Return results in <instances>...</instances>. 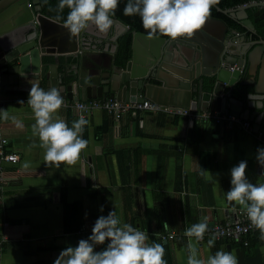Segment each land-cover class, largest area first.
<instances>
[{
	"label": "crops",
	"instance_id": "1",
	"mask_svg": "<svg viewBox=\"0 0 264 264\" xmlns=\"http://www.w3.org/2000/svg\"><path fill=\"white\" fill-rule=\"evenodd\" d=\"M249 13L252 17L253 10ZM234 37L244 42L246 50L256 46L251 44L247 30ZM253 38L258 39L256 35ZM144 47L141 42V48L146 50ZM131 54L132 42L129 57ZM253 58L260 60V53ZM76 61L73 55L60 57L57 79ZM257 78L250 73L244 77ZM31 85L41 87L31 82L23 84L20 91L0 93V108L8 113L7 118H1L2 132L9 140V149L20 157L17 164L6 169L0 197V206L6 207L9 220L3 228L6 240L0 264H53L63 248L87 238L96 218L110 210H115L122 222L145 232L146 244H163L166 264H187L189 242L197 248L200 259L206 260L220 249L230 250L238 264H264L260 232L248 237V245L213 237L178 241L163 239L161 235L186 229L202 218L208 225L225 222L242 208L225 198L230 187L229 170L246 160L248 179L264 182V170L255 159L257 147L264 145V116L260 128H255V120L244 119L252 123L249 132L236 123L217 122L214 118L192 120L188 115L163 110L132 111L114 119L98 108L85 115L88 124L81 135L87 146L74 162H62L57 167L44 160L45 149L40 146L39 137L33 135L35 117L26 103ZM41 88L46 90L45 86ZM108 96L115 95L112 92ZM90 100L102 98L84 101ZM63 101L54 118L71 127L80 118L76 107L79 100L63 97ZM13 118L21 121L23 127H17ZM107 123L101 136L96 134V128ZM101 205L103 212L99 210ZM79 220L83 226L78 230H65V223Z\"/></svg>",
	"mask_w": 264,
	"mask_h": 264
},
{
	"label": "water",
	"instance_id": "2",
	"mask_svg": "<svg viewBox=\"0 0 264 264\" xmlns=\"http://www.w3.org/2000/svg\"><path fill=\"white\" fill-rule=\"evenodd\" d=\"M215 6L236 19L256 46L246 50L244 42L234 37L240 33L237 28L209 15L190 38L171 40L133 30L131 57L119 62V39L131 27L118 18L112 17L107 32L89 23L71 35L62 21L41 11L39 0H0V93L20 91L23 84L31 82L46 90L58 87L62 97L76 101L104 99L113 92L125 102L149 99L164 106L230 113L253 119L255 128H260L264 36L257 23L264 19V0L226 9ZM249 9H253L252 17ZM108 35L113 44L105 43L102 48V39ZM256 53L261 55L260 64L254 61ZM70 55L76 56V64L64 69L57 79L59 58ZM247 73L258 78L244 79Z\"/></svg>",
	"mask_w": 264,
	"mask_h": 264
},
{
	"label": "clouds",
	"instance_id": "3",
	"mask_svg": "<svg viewBox=\"0 0 264 264\" xmlns=\"http://www.w3.org/2000/svg\"><path fill=\"white\" fill-rule=\"evenodd\" d=\"M119 3L120 0H58L57 8L60 11L68 8L63 25L71 35L80 33L89 23L103 33L113 24L112 17ZM216 3L218 0H127L123 14L138 15L148 36H167L175 40L190 38L201 29ZM63 102L58 87L45 90L37 85H31L26 100L35 117L33 135L39 137L40 146L45 149L44 160L57 167L62 162H74L88 143L81 135L88 124L83 115L73 121L71 127L64 120L54 118ZM7 116V111L0 108V118ZM13 120L17 127H23L21 121ZM255 159L264 170V146L257 147ZM246 168V160L230 168V187L225 191V198L242 206L251 224L259 229L260 239L264 240V182H251ZM99 210L103 212V205ZM208 228L206 218H202L186 228L185 235L199 241ZM147 239L145 232L122 222L115 210H110L107 215L96 218L87 238L63 248L53 264H166L163 244H146ZM208 243L211 245L212 241ZM188 248L187 264H238L230 250L218 249L204 260L198 258L197 248L191 242Z\"/></svg>",
	"mask_w": 264,
	"mask_h": 264
},
{
	"label": "built area",
	"instance_id": "4",
	"mask_svg": "<svg viewBox=\"0 0 264 264\" xmlns=\"http://www.w3.org/2000/svg\"><path fill=\"white\" fill-rule=\"evenodd\" d=\"M3 74L2 66L0 65V83ZM2 101L0 99V107ZM66 105V104H65ZM76 107L80 111V116L91 113L93 110L102 108L114 119H119L124 113L136 112L139 110H163L165 112H172L179 115H188L190 119H210L214 118L217 122H232L241 125L244 129L251 132L252 123L249 120H244L241 117H237L232 114H226L221 112L204 111L203 113L194 112L190 109H185L182 107L172 108L170 106H164L160 104H155L151 100H145L143 102H125L118 99L116 96H107L102 100H90L88 102L80 100L76 102ZM9 140L2 132V119L0 118V188L1 184L5 179L6 167L9 164L17 163L19 161V156L15 152L9 149ZM264 146V145H263ZM7 225L6 221L0 220V226ZM260 232L259 229L254 227L247 217L246 211L243 208H239L235 211L234 216L230 220L225 222H219L209 225L208 230L204 233L203 241L207 237H213L218 241H234L240 242L244 245L249 244V236ZM163 239L172 240H190L193 237H188L185 235V229L182 230H171L164 234H161ZM6 240L5 234L0 231V253L2 251V246Z\"/></svg>",
	"mask_w": 264,
	"mask_h": 264
},
{
	"label": "trees",
	"instance_id": "5",
	"mask_svg": "<svg viewBox=\"0 0 264 264\" xmlns=\"http://www.w3.org/2000/svg\"><path fill=\"white\" fill-rule=\"evenodd\" d=\"M250 1L252 0H218V3H216V5H218L219 7L223 9H226V8L237 7L238 5H241L243 3H248ZM126 2L127 0H120V3L113 14V17L118 18L119 20H121L127 25H130L131 27L129 32H127L125 35H123L119 39V47H118V52H117V60L119 62H125L130 56L132 31L136 30V31L147 32V30H145L142 27L140 17L138 15L127 16L123 14V8ZM39 4L41 5V8H42L41 11L43 13L51 17H54L56 19H58L59 17L58 20L62 22H63V19L67 16V13L69 11L67 7H65L62 11H60L57 8L58 0H39ZM210 15L224 19L230 25V27L237 28L239 31H246V29L242 25H240V23L236 19H233L231 16L218 11L215 5L211 8ZM107 127H108V123L106 125L97 127L96 134H99V136H101L100 135L101 131L105 130ZM5 208L6 207L4 206L3 207L0 206V220L8 221L9 223V220L7 216L5 215ZM81 226H83V223L81 222V220H79V222L77 223H65V230H68V231L78 230V228H80ZM3 228H4V225H1L0 226L1 232L3 231Z\"/></svg>",
	"mask_w": 264,
	"mask_h": 264
},
{
	"label": "flooded vegetation",
	"instance_id": "6",
	"mask_svg": "<svg viewBox=\"0 0 264 264\" xmlns=\"http://www.w3.org/2000/svg\"><path fill=\"white\" fill-rule=\"evenodd\" d=\"M250 10H253V9H250ZM249 10V11H250ZM257 26L258 28L260 29V32H261V29L263 30V26H264V19H260V21L257 23ZM93 39L95 40V37H93ZM98 39V38H97ZM105 43H108L110 46L113 44V42L111 41V39L109 38V35L107 38H104L102 39V43L100 44L101 47L103 48V46H105ZM119 47V46H118ZM118 52V51H117Z\"/></svg>",
	"mask_w": 264,
	"mask_h": 264
},
{
	"label": "bare ground",
	"instance_id": "7",
	"mask_svg": "<svg viewBox=\"0 0 264 264\" xmlns=\"http://www.w3.org/2000/svg\"><path fill=\"white\" fill-rule=\"evenodd\" d=\"M17 154V153H16ZM19 156V155H18ZM19 160H20V157H19ZM19 162V161H18ZM17 162V163H18ZM17 163H13V164H17ZM9 165H11V164H9ZM7 167H8V165H7ZM7 167H6V169H7ZM6 171H5V179H4V181H3V183L1 184V188H0V193L2 192V189H3V187H4V184H5V182H6ZM0 197H1V195H0ZM2 233L4 234V230L2 231Z\"/></svg>",
	"mask_w": 264,
	"mask_h": 264
}]
</instances>
